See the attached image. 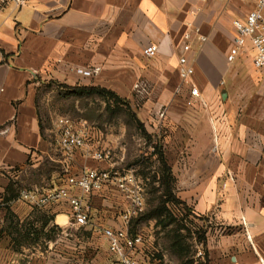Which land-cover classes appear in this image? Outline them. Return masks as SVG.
I'll list each match as a JSON object with an SVG mask.
<instances>
[{"label": "crops", "instance_id": "0c3cea01", "mask_svg": "<svg viewBox=\"0 0 264 264\" xmlns=\"http://www.w3.org/2000/svg\"><path fill=\"white\" fill-rule=\"evenodd\" d=\"M253 8L237 0H0V264H109L102 231L119 228L127 205L112 184L82 197L92 239L80 261V226L67 202L18 200L21 190L59 189L87 170L128 171L123 137L84 123L85 147L65 156L53 116L44 125L38 80L113 91L146 130L166 107L165 159L175 195L205 231L208 264H264V75L252 66L250 45L226 60L233 22ZM150 46L158 52L146 59ZM191 86L200 98L187 107ZM102 151L110 160L89 155Z\"/></svg>", "mask_w": 264, "mask_h": 264}, {"label": "rangeland", "instance_id": "374dc122", "mask_svg": "<svg viewBox=\"0 0 264 264\" xmlns=\"http://www.w3.org/2000/svg\"><path fill=\"white\" fill-rule=\"evenodd\" d=\"M35 83L36 102L42 116L47 118L43 121L45 126L50 125V116H53L52 123L58 117L66 116L76 124L84 123L102 132H113L123 137L124 170H132L136 176L144 179V210L131 222L130 233L143 236L148 256L145 260L147 264H192L196 244L199 243L203 232L199 224L193 218L183 219V213L175 210H172V213L176 220L171 221L172 223L165 216L157 218L150 215L161 199L159 183L156 181L159 164L155 157L150 158V154L155 145L161 146L165 154L166 140L170 134L165 122L166 116L161 117V113L166 114L167 108H157L152 122L147 124L146 132H152H147L151 136L149 139L143 135L125 110L107 108L97 95L74 96L72 90L63 88L58 83L46 80H38ZM133 110L136 113V109ZM84 117L92 119L93 122L86 123ZM73 232L78 236L80 252H83L80 254L82 261L92 237L83 227H77Z\"/></svg>", "mask_w": 264, "mask_h": 264}, {"label": "built area", "instance_id": "2783aa9c", "mask_svg": "<svg viewBox=\"0 0 264 264\" xmlns=\"http://www.w3.org/2000/svg\"><path fill=\"white\" fill-rule=\"evenodd\" d=\"M17 5H23L26 0H13ZM239 2H254V8L244 20H235L233 28L235 38L227 54V62L234 63L242 54H245L250 45L252 51L253 68L264 75V0H237ZM158 49L150 46L143 51L146 59L156 56ZM180 78L187 83L188 70L186 60L179 61ZM141 96H147L145 86H135ZM190 97L186 100L187 107H194L200 98L197 88L190 87ZM165 113H161L164 117ZM59 134L58 146L66 157L79 148L85 147L87 131L78 127L71 118L63 116L56 120ZM95 161H107L111 158L110 151L89 154ZM66 186L41 192L38 189L21 190L18 200L35 207H46L61 202H67L71 208V217L75 225L83 227L88 223V218L83 205V196H90L99 192L106 185L112 184L117 192L125 199L127 205L119 215L120 226L118 229L106 228L102 236L106 240L113 256L109 264H144L143 247L145 240L142 235L130 233L131 222L143 212L145 206L144 181L136 176L132 170L118 173L111 170H87L79 176L67 178ZM69 188L75 189L79 194H72ZM143 254V255H142ZM192 264H208L204 243H197Z\"/></svg>", "mask_w": 264, "mask_h": 264}, {"label": "trees", "instance_id": "16d2710c", "mask_svg": "<svg viewBox=\"0 0 264 264\" xmlns=\"http://www.w3.org/2000/svg\"><path fill=\"white\" fill-rule=\"evenodd\" d=\"M61 87L71 89L74 96H79L80 94L97 95L104 101L107 108H114L120 111L125 110L131 119L137 124V127L142 131L143 135L146 138H151V136L146 132L144 124L138 119L137 114L132 109L130 103L126 99L118 96L115 92L98 87L69 88L65 85H61ZM152 149L153 151L150 154V158L155 157L159 164V171L156 173L158 176L156 181L159 183L158 191L161 192V199L158 206L151 212L150 215L157 218H163L165 216L166 218H169L170 222H174L176 219L173 217L174 213H172V210H175L179 213L182 212L184 217L183 219L185 220L189 219L191 216L195 218L191 210L175 195V177L173 176L172 169L167 164L162 147L155 145ZM204 242L205 231L203 230L199 243Z\"/></svg>", "mask_w": 264, "mask_h": 264}]
</instances>
